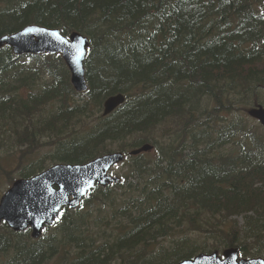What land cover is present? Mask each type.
<instances>
[{
  "label": "trees",
  "instance_id": "1",
  "mask_svg": "<svg viewBox=\"0 0 264 264\" xmlns=\"http://www.w3.org/2000/svg\"><path fill=\"white\" fill-rule=\"evenodd\" d=\"M30 25L87 37V90L72 89L58 55L0 49V159L20 158V178L47 164H85L113 143L123 153L152 146L166 122L180 136L154 161L127 160L118 184L95 187L27 246L19 238L28 230L0 225V254L15 250L6 264L264 252V140L245 114L264 108V0H0V37ZM118 94L124 104L103 117V102ZM204 102L211 107L199 109ZM45 145L54 152L25 155ZM231 217L243 224H226Z\"/></svg>",
  "mask_w": 264,
  "mask_h": 264
},
{
  "label": "water",
  "instance_id": "2",
  "mask_svg": "<svg viewBox=\"0 0 264 264\" xmlns=\"http://www.w3.org/2000/svg\"><path fill=\"white\" fill-rule=\"evenodd\" d=\"M10 47L16 56L24 54L59 55L70 72V83L77 93L87 89L84 60L88 40L78 33L67 38L58 30L28 26L21 31L0 37V48ZM124 102L122 95L111 96L105 102L103 115L110 114ZM248 115L264 126V109L250 110ZM149 150L148 146L130 155ZM121 153H110L84 165H55L30 179L16 180L0 198V223L15 232L31 229V237L38 239L45 226H50L63 208L75 209L97 184L106 187L119 179L108 175L110 168L123 161ZM221 260L217 252L200 254L193 260L178 264H263V262L237 263V250L223 251Z\"/></svg>",
  "mask_w": 264,
  "mask_h": 264
},
{
  "label": "rangeland",
  "instance_id": "3",
  "mask_svg": "<svg viewBox=\"0 0 264 264\" xmlns=\"http://www.w3.org/2000/svg\"><path fill=\"white\" fill-rule=\"evenodd\" d=\"M205 101H206V99H205ZM204 103L199 105V109L203 110L207 106H208V109L211 107L210 103H208V104L207 103L204 104ZM235 118H237V114L234 117V119ZM88 120H92V119L90 118ZM242 122L244 123V120ZM246 125H249L248 127H250L249 123H246ZM179 133L180 132L178 131V128L176 127V125L174 123L166 122L165 124L159 125L152 134V137L154 140V144L152 145L153 149L151 151L147 152L148 154H146V153L141 154V157L138 160L140 162H146L147 160H150V159H152L154 161L156 158L157 159L160 158V156H162L164 153L165 154L167 153L169 147L171 146L170 143H172V141L178 142V138L180 136ZM257 134L264 138V130L259 129L258 127H257ZM134 139H136V137H129V138L125 139L123 142L124 143H131L132 141H134ZM118 147L119 146L117 143H113L111 145V149L114 151H118L119 150ZM132 150L133 149H129L125 153L129 154V152ZM52 151L54 152V148L52 146L45 145L42 148H38L37 150L33 151L32 153L25 152V155L27 156V158L29 160H32V159H37L41 155H49ZM120 152H123V151H120ZM154 157H155V159H154ZM15 158L20 159V158L16 157L15 155H11L7 160H5V159L1 160L0 159V197L10 187V184H12V182L14 180H16L15 178H20L19 173L17 174L18 168H17V161H15ZM130 158H133V157L132 156L127 157V159L129 161H130ZM110 173L112 176L121 177L123 174L126 173V168L124 165L120 164V165L114 167ZM237 222H238L239 226L242 225L241 219H237ZM228 224L231 225V222H229ZM93 230H98L102 233V229L100 230V229L94 228ZM0 233H2L1 230H0ZM198 240L203 241V239L200 237L198 238ZM10 253L11 252L0 254V264L4 263L8 259V256L10 255ZM62 258L63 257H61L60 255L56 256V257L52 258L51 260H49L46 264H62V261H61Z\"/></svg>",
  "mask_w": 264,
  "mask_h": 264
},
{
  "label": "bare ground",
  "instance_id": "4",
  "mask_svg": "<svg viewBox=\"0 0 264 264\" xmlns=\"http://www.w3.org/2000/svg\"><path fill=\"white\" fill-rule=\"evenodd\" d=\"M30 26H33V25H30ZM34 26H36V25H34ZM26 27H28V26H26ZM40 27V26H39ZM25 28V27H24ZM23 28V29H24ZM42 28H45V27H42ZM46 29H49V28H46ZM22 30V29H21ZM21 30H19V31H21ZM53 30H58V29H53ZM18 31V32H19ZM59 32H60V30H58ZM17 33V32H16ZM61 33V32H60ZM74 33V32H73ZM75 33H78V32H75ZM13 34H15V33H13ZM13 34H10V35H13ZM78 34H80V33H78ZM10 35H5V36H10ZM81 35V34H80ZM81 36H83V35H81ZM4 37V36H3ZM83 37H85V36H83ZM86 39H87V37H85ZM88 40V39H87ZM88 44H89V41H88ZM5 47V46H4ZM3 48V47H2ZM88 48H89V46H88ZM1 49V48H0ZM37 56H39V55H37ZM121 95V94H120ZM123 96V95H122ZM124 97V96H123ZM108 98H110V97H108ZM107 98V99H108ZM106 99V100H107ZM105 102V101H104ZM124 102H125V97H124ZM124 102L121 104V105H123L124 104ZM104 105V104H103ZM121 105H119L117 108H119ZM117 108H115L112 112H114ZM256 109H264V108H262V107H257V108H251V109H249V110H256ZM103 111H104V106H103ZM103 111H102V116L103 117H107L108 115H110V114H108V115H106V116H104L103 115ZM145 146H148L149 147V150L148 151H146V152H149V151H151L152 149H153V146H151V145H149V144H145V145H142L140 148H138V149H135V150H132V151H137V150H139V149H142L143 147H145ZM132 151H130L129 152V155H130V153L132 152ZM146 152H141V153H139V154H137V155H130V156H132V157H135V156H138V155H141V154H143V153H146ZM121 154L123 155V156H125V154L123 153V152H121Z\"/></svg>",
  "mask_w": 264,
  "mask_h": 264
},
{
  "label": "flooded vegetation",
  "instance_id": "5",
  "mask_svg": "<svg viewBox=\"0 0 264 264\" xmlns=\"http://www.w3.org/2000/svg\"><path fill=\"white\" fill-rule=\"evenodd\" d=\"M26 249V248H25Z\"/></svg>",
  "mask_w": 264,
  "mask_h": 264
}]
</instances>
